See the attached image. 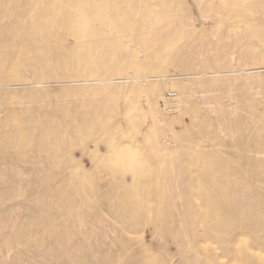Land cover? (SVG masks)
<instances>
[{
	"label": "rangeland",
	"instance_id": "374dc122",
	"mask_svg": "<svg viewBox=\"0 0 264 264\" xmlns=\"http://www.w3.org/2000/svg\"><path fill=\"white\" fill-rule=\"evenodd\" d=\"M182 1L189 13L196 15L194 0ZM215 28L207 20L201 27L205 36L198 40L180 39L174 45L176 51L167 53L163 66L173 71L158 81V88L150 90L144 83L138 91L132 87L122 90L123 95L118 97L125 107L120 120H130L129 131L137 141L144 142V148L150 149L156 165L153 171L162 175V183L171 197L162 209H157L156 218L150 222L141 219L139 226L131 227L106 213V202L100 201L99 194L89 202L85 200L83 188L103 192L105 179L110 176L103 178L96 169H88L90 184L75 181L78 170H67L74 160L64 154L66 142L51 135L61 131L63 125L45 127L43 141L12 145L0 139V264H97L99 261L107 264L104 255L110 250L122 260L117 264H136L130 255L143 245L155 250L157 244H163L153 238L154 226L158 224L162 225L164 238L177 233L189 239L193 236L206 239L200 246L207 256L198 257L185 246L176 255L170 250H151L153 260H164V264H264V129H261L264 127V47L250 46L256 32L250 38L244 32L251 33V29L231 26L221 34L219 27L218 34ZM183 33L185 37L188 31L184 29ZM233 70L239 71L238 76ZM210 71H217L218 75ZM52 74L50 70L48 76ZM116 85L128 84L117 82ZM23 90L17 94L25 99ZM179 96L188 101L186 105H179ZM30 97L32 103L17 105L24 116L39 104L40 97L34 91ZM98 97L92 91L84 92L79 96L80 105L97 103ZM148 100L153 109L146 105ZM134 105L138 107L134 109ZM176 108L178 111L170 113ZM166 128L173 133L168 142L161 141ZM182 145H195L214 154L201 158L190 168L214 171L217 182L226 186L233 198L226 203L218 197L221 205L218 210L229 207L234 212L224 219L231 232L242 229L234 250L231 248L223 256L218 243L208 239L204 225L195 226L190 219L178 218L176 213V209L185 210L186 214L188 210L195 216L183 195L213 194L208 182L190 183L184 167L190 160L180 149L173 152ZM247 149L253 152L246 154ZM75 156H80V152L76 151ZM246 156L250 162L243 168L241 163ZM87 160L84 154V165ZM157 189L162 193L160 178ZM245 198L250 201L242 204L240 201ZM111 202H115V197ZM174 223L180 230L175 231ZM122 235L132 238V242L125 246L118 244ZM257 241L261 242L260 248L254 246ZM247 253L254 255V262L246 260Z\"/></svg>",
	"mask_w": 264,
	"mask_h": 264
},
{
	"label": "bare ground",
	"instance_id": "6f19581e",
	"mask_svg": "<svg viewBox=\"0 0 264 264\" xmlns=\"http://www.w3.org/2000/svg\"><path fill=\"white\" fill-rule=\"evenodd\" d=\"M194 3L196 15L189 13L182 0H0V112L4 113L0 116L3 128L0 139L12 145L43 141L45 127L63 125L61 131L51 135L66 142L64 154L74 160L67 170H78L75 181L90 184L88 169H96L103 178L110 176L105 179L103 192L83 188L85 200L89 202L99 194L100 201L106 202V213L131 227L139 226L141 219L148 222L155 219L157 209H162L171 197L162 183V175L153 171L156 165L150 149L144 148V142L137 141L129 131L130 120L119 118L125 108L118 98L123 95L121 91L131 87L138 91L144 83L150 90L158 88V81L173 71L163 67L167 53L176 51L174 45L180 39L198 40L205 36L201 27L207 20L215 24L217 33L221 27V34L231 26L251 29V33L244 32L248 38L256 32L250 46L264 47V0H194ZM184 29L188 31L185 37ZM50 70L53 76H48ZM209 73L218 75L217 71ZM232 73L238 76L239 71ZM117 82L128 85H116ZM20 89H24L25 99L18 95ZM31 91L40 97L39 104L24 116L17 105L32 103ZM91 91L100 95L98 102L80 105L79 96ZM177 100L179 105L188 102L181 96ZM146 105L153 109L149 100ZM177 108L170 113L178 111ZM36 125L43 127L36 128ZM171 134L170 128L164 129L161 141L168 142ZM178 149L190 160L184 166L190 183L208 182L213 192L203 197H197L194 192L183 195L195 216L188 210L186 214L185 210L176 209L178 218L190 219L195 226L204 225L209 232L208 239L218 243L223 256L231 248L234 250L242 229L231 232L224 219L234 212L229 207L218 210L221 206L218 197L226 203L233 198L227 187L217 182L214 171L190 168L213 153L195 145H182L173 152ZM249 149L246 154L253 152ZM76 151L80 156H75ZM84 154L88 157L85 165ZM246 162H250L249 156L241 163L243 168ZM158 178L162 193L157 189ZM112 197H115L113 203ZM249 201L245 198L240 202ZM174 229L180 230L175 223ZM161 231L162 225L154 226L153 238L163 241L155 250H170L176 255L188 246L198 257L207 256V251L200 246L206 239L196 236L189 239L177 233L164 238ZM131 240L122 235L117 243L125 246ZM254 246L260 248L261 242L257 241ZM151 250L154 249L143 245L130 258L136 264L148 261L164 264V260H153L151 254L155 250ZM104 257L108 259L107 264L122 262L112 250ZM245 257L249 263L255 261L252 253Z\"/></svg>",
	"mask_w": 264,
	"mask_h": 264
}]
</instances>
